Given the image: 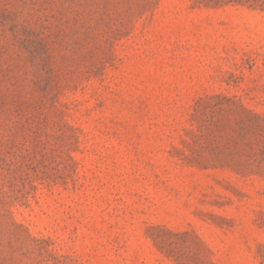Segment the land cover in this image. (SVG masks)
I'll list each match as a JSON object with an SVG mask.
<instances>
[{"label": "rangeland", "instance_id": "1", "mask_svg": "<svg viewBox=\"0 0 264 264\" xmlns=\"http://www.w3.org/2000/svg\"><path fill=\"white\" fill-rule=\"evenodd\" d=\"M0 264H264V7L0 0Z\"/></svg>", "mask_w": 264, "mask_h": 264}, {"label": "trees", "instance_id": "2", "mask_svg": "<svg viewBox=\"0 0 264 264\" xmlns=\"http://www.w3.org/2000/svg\"><path fill=\"white\" fill-rule=\"evenodd\" d=\"M214 4L219 3H237L242 5H248L249 8L258 7L262 9L264 7V0H211Z\"/></svg>", "mask_w": 264, "mask_h": 264}]
</instances>
